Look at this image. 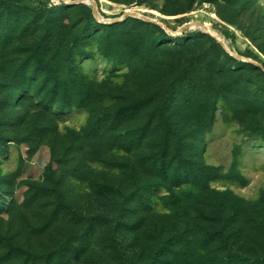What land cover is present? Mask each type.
Wrapping results in <instances>:
<instances>
[{"label":"rangeland","instance_id":"374dc122","mask_svg":"<svg viewBox=\"0 0 264 264\" xmlns=\"http://www.w3.org/2000/svg\"><path fill=\"white\" fill-rule=\"evenodd\" d=\"M95 2L102 20L132 9L164 27L135 18L99 23L91 6L59 0H0V257L12 245L36 253L69 241L76 245V237L88 228L79 220L83 216L97 232L95 246L80 264H214L200 259L198 245L206 216H215L213 206L225 196L258 205L264 195V0ZM136 20L159 26L175 40L161 39L156 29L147 30ZM94 21L118 28H97ZM196 23L208 24L225 47L199 28L172 34ZM195 32L214 38L231 58L219 57L217 69L223 72L212 80L207 75L217 69L200 71L194 82L175 86L170 126L148 138L157 147L129 144V133L146 124L147 109L109 132L106 123L96 130L112 113L122 115L132 100L173 90L175 78L196 65L194 57L208 45L204 41L201 48L195 45L198 40L185 38ZM184 39L194 48L180 56L174 51L162 55L145 89H136L124 77L132 46L158 54L155 45ZM115 45L118 55L107 58V49ZM177 61L178 70H173L171 63ZM191 100L194 107L188 108ZM64 104L70 110L59 111ZM163 142L169 149L165 166L180 148L195 167L215 169L212 177L235 178L211 181L207 191L183 184L174 187V196H167L171 199L161 200L167 195L161 189L154 201L159 203L146 212L149 185L160 183L146 160L160 156ZM103 162L125 166L110 170ZM105 184L113 185L114 192L101 193ZM101 217L108 223L102 225ZM222 225L216 221L213 229ZM173 238L177 259L158 257L156 252ZM242 238L260 253L264 249V235L255 230ZM253 260L264 264V259Z\"/></svg>","mask_w":264,"mask_h":264},{"label":"trees","instance_id":"16d2710c","mask_svg":"<svg viewBox=\"0 0 264 264\" xmlns=\"http://www.w3.org/2000/svg\"><path fill=\"white\" fill-rule=\"evenodd\" d=\"M137 24L141 26L147 27L146 29H156L160 35L161 39L164 40H175L172 36L167 35L165 31L159 26L153 23H146L140 20H136ZM94 26L97 28H106L109 30H113L115 28L114 25H102L94 21ZM188 37V38H187ZM187 40L195 39L198 40L195 42V45L203 48L205 45L204 41L208 43L206 49H204L202 54L194 57L193 61L196 62V65L187 66L185 69L175 78V83L172 84L173 90H169L164 95L159 97L148 96L143 98H138L132 100L131 104L128 106L126 111L121 115V112L112 113L107 120H103L102 123H99L96 127V130H101L102 124L106 123L108 125L107 131L109 132L112 129L116 128L120 124H123V121L128 120L127 118H132L139 113L144 112V110H150L149 116L147 117L146 124L141 127L138 131H133L129 133L130 146H136L137 148L144 147H157V145H150L148 142V138L152 137L158 129L164 127H169L171 124V118H173L171 114L172 105L170 104L171 98L175 95V86L183 84L185 82H194L196 78H198L199 72L209 69L210 71L219 68L221 62L219 61V57L221 55L228 56L227 53L224 52L223 48L220 46L217 41L202 33L195 32L185 36ZM115 40V39H114ZM113 42V39H111ZM163 41V40H160ZM111 43V42H110ZM167 44V45H166ZM192 48H194V44L190 41L176 42L173 45H168V42H164L161 45H155V49L158 54H153L152 51H145L141 49V45L136 44L127 50V57L129 58V72L124 74V77L128 82L131 83V86L136 89L142 90L148 87L146 84L148 78L153 75L155 72H158L159 58L163 56H168V53L176 52L177 55L186 54ZM205 48V47H204ZM120 51V47L110 46L107 49V53L105 56L107 58H115ZM213 52V55L210 54ZM210 57V59H208ZM208 59V60H206ZM180 61L177 63H171L173 66V70L178 67ZM206 65V67H205ZM242 66L249 67L256 71H261L260 68L256 67L250 63H243ZM223 71L221 69H217L215 73H209L207 78L212 80L211 78L217 74H221ZM194 107V102L191 100L189 107ZM70 104H64L59 107V111L65 112L70 110ZM96 123V122H95ZM95 125H89L91 129L94 130ZM170 131V130H168ZM176 139L179 141V137L176 134ZM166 141H168L166 139ZM148 142V143H147ZM115 144H119L116 143ZM160 156L157 155L156 158H148L146 163H152L151 168L154 172H156L160 176V183H156L152 186L149 185L150 197L146 200L145 211L150 212L154 209L156 204L154 201L156 200L159 190L164 189L167 192V195L161 199H171L167 196H174V187L183 185V184H191L193 187L191 190L194 191L195 188H204L205 191L209 189V183L211 181H215L218 179H234L232 176H221L214 175L212 177L213 171L215 169L208 168L206 171L195 167V164L190 161L181 151L180 148L176 150V153L170 160V164L165 166V159L168 156L169 149L166 147V143L163 142L161 145ZM136 150V149H134ZM130 152V151H129ZM160 162L159 166L157 163ZM103 164L110 170H121L125 166V164L121 163H107L103 162ZM146 188V187H145ZM116 190V189H115ZM99 191L101 193H113V185L105 184L100 186ZM260 203L264 205V195L260 198ZM154 204V206H153ZM261 204H253L252 202H245L243 200L233 198L230 200L229 198H223L219 201V204H215L214 213L215 216H206L205 221L207 224L204 227L205 234L204 238L198 245H200V259H210L214 264H258L262 263L259 260L253 259H264V249L262 252H259V249L252 242L248 241L247 245L244 243L243 236L250 234L255 230V233L264 235V213H260L259 207ZM264 209V207H263ZM60 213L56 215L59 216ZM102 221V225L108 223L105 217L100 218ZM79 220L85 222L88 227L85 231V235L77 236L76 245H74L73 241H69L66 245L51 248L49 251L43 253L31 252L27 249H23L19 246L12 245L7 253L3 254L0 257V264H8L9 262L17 261L14 264H80L82 259L81 257L89 251L94 245V238L96 236L97 226H93V221L91 219H85L83 216L79 217ZM193 221L195 224H200L199 219L194 217ZM222 222V227L215 228V222ZM88 234V236H87ZM185 241V239H183ZM182 240V241H183ZM176 239H171L170 246L164 247L161 251L156 252L158 257L164 259H177L175 253L172 251V246L176 243ZM242 244L244 245H241ZM247 242V241H246ZM121 249V247L119 246ZM188 254V253H187ZM261 254V255H260ZM263 256V257H261Z\"/></svg>","mask_w":264,"mask_h":264},{"label":"water","instance_id":"95a60500","mask_svg":"<svg viewBox=\"0 0 264 264\" xmlns=\"http://www.w3.org/2000/svg\"><path fill=\"white\" fill-rule=\"evenodd\" d=\"M59 1L61 3H63L64 5H67V6H79V5H88V6H91L92 7L93 14H94V17L96 18V20L99 23L117 24V23L123 22L127 18H135V19H141V20L146 21V22H153V23H156V24L164 27L162 24L158 23L154 19H151L148 16L141 15V14L135 12V11H132V9L126 10L120 18L105 21V20H102L100 18V16H99V13L97 11V5H96L95 0H59ZM190 28H199L203 32L211 34L210 31L206 28V26L204 24H201V23L189 24V25L181 28L180 30H178V31H176V32H174L172 34L173 35H179L180 33H182V31H185V30L190 29ZM212 36L214 38H216V40L223 47H225L224 44H223V42L218 37H216L213 34H212ZM263 71H264V69H263Z\"/></svg>","mask_w":264,"mask_h":264},{"label":"bare ground","instance_id":"6f19581e","mask_svg":"<svg viewBox=\"0 0 264 264\" xmlns=\"http://www.w3.org/2000/svg\"><path fill=\"white\" fill-rule=\"evenodd\" d=\"M132 11H133V10H132ZM156 14H157V13H156ZM108 20H109V19H108ZM217 20H218V19H217ZM205 23H206V22H205ZM205 23H204V25L206 26V28H208V30H209L212 34L216 35V33H215L214 31H212V30L207 26L208 24H205Z\"/></svg>","mask_w":264,"mask_h":264}]
</instances>
